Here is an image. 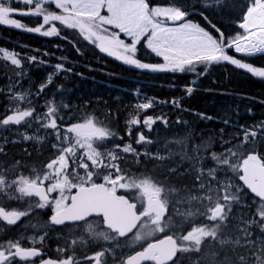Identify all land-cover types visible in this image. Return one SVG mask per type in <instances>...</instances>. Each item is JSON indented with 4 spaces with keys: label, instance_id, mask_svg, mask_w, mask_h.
<instances>
[{
    "label": "snow or ice",
    "instance_id": "1",
    "mask_svg": "<svg viewBox=\"0 0 264 264\" xmlns=\"http://www.w3.org/2000/svg\"><path fill=\"white\" fill-rule=\"evenodd\" d=\"M0 25L77 56L190 76L186 96L214 66L264 80L250 62L264 60V0H0ZM67 59L0 47V264H264V120L225 113L204 134L177 115L168 135L165 113L146 114L166 102L136 90L125 142L119 106L72 102L56 83L73 72ZM26 64L52 70L36 84ZM182 99L170 101L181 114Z\"/></svg>",
    "mask_w": 264,
    "mask_h": 264
},
{
    "label": "trees",
    "instance_id": "2",
    "mask_svg": "<svg viewBox=\"0 0 264 264\" xmlns=\"http://www.w3.org/2000/svg\"><path fill=\"white\" fill-rule=\"evenodd\" d=\"M21 22L32 26V18L15 16ZM218 26L224 23L223 20L215 21ZM54 43L60 44V48L53 47ZM22 45L27 47H22ZM0 47H4L10 51L20 53L21 56L37 55L40 59L48 61L49 64L57 62L56 57L67 56L65 67L73 68V72L68 73L65 78L64 73L55 78L56 83L63 84L67 90V98L72 102L79 103L81 101L97 100L100 102L107 101L109 106L120 110V129L121 135H124L125 142L128 136L125 135L124 121L128 118L130 112L135 110L131 107L138 102L137 96L133 93L139 90L141 98L154 97L157 101L166 103H155L154 107L147 110L148 115H157L165 113L169 118L171 134L178 126L175 125L177 115H182L184 120L193 123L196 133L207 134L208 130H218L224 125L218 123L219 118L227 113L233 121L240 124H251L258 120H264V80L252 77L251 74L242 69L231 67L214 66L210 73L200 79L199 86L196 89L203 91H194L190 96L184 94L183 88L191 79V77H182L179 74L171 73H146L139 70L131 69L122 65L108 57L98 58L90 52L86 55L77 56L66 42L60 41L56 37L46 38L35 33H26L22 30L13 29L9 26L0 25ZM33 49H39V52H33ZM47 51L50 55L43 56L42 53ZM147 59V58H145ZM154 59V58H153ZM250 62L254 66H264V60L253 58ZM29 69V75L36 82L40 83L52 69L45 66L25 65ZM79 72L81 75H76ZM52 89L45 91L48 92ZM223 93V94H220ZM250 97L251 99L243 98ZM119 98L118 100L116 98ZM173 97H183L181 105L189 111L179 113V110L173 109L170 101ZM251 110L249 113L248 110ZM204 113L213 116V121L199 120L193 113ZM144 113L141 114V118ZM159 125L161 135H165L163 125L157 122L153 125L156 130ZM139 130L146 135L154 136L155 131L149 133L141 124ZM137 127L133 126V139ZM232 131V129H228ZM35 158V153H33ZM14 234V233H12ZM56 242L48 241V249H54ZM93 249H87L91 252ZM49 252V255H54Z\"/></svg>",
    "mask_w": 264,
    "mask_h": 264
},
{
    "label": "bare ground",
    "instance_id": "3",
    "mask_svg": "<svg viewBox=\"0 0 264 264\" xmlns=\"http://www.w3.org/2000/svg\"><path fill=\"white\" fill-rule=\"evenodd\" d=\"M4 80L3 79H0V85L4 84ZM220 94H223V93H220ZM243 98H246V99H251L250 97H247V96H242ZM263 104V103H262Z\"/></svg>",
    "mask_w": 264,
    "mask_h": 264
},
{
    "label": "rangeland",
    "instance_id": "4",
    "mask_svg": "<svg viewBox=\"0 0 264 264\" xmlns=\"http://www.w3.org/2000/svg\"><path fill=\"white\" fill-rule=\"evenodd\" d=\"M4 80V79H3ZM25 86H27V82L25 81ZM45 154H47V153H45Z\"/></svg>",
    "mask_w": 264,
    "mask_h": 264
},
{
    "label": "flooded vegetation",
    "instance_id": "5",
    "mask_svg": "<svg viewBox=\"0 0 264 264\" xmlns=\"http://www.w3.org/2000/svg\"><path fill=\"white\" fill-rule=\"evenodd\" d=\"M6 82V81H5Z\"/></svg>",
    "mask_w": 264,
    "mask_h": 264
}]
</instances>
